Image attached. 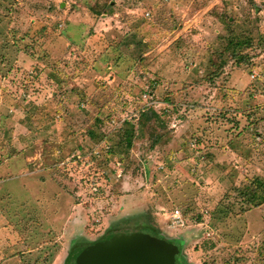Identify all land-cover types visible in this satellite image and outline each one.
<instances>
[{"label":"rangeland","instance_id":"374dc122","mask_svg":"<svg viewBox=\"0 0 264 264\" xmlns=\"http://www.w3.org/2000/svg\"><path fill=\"white\" fill-rule=\"evenodd\" d=\"M209 1L0 0V78L5 77L0 99L12 102L6 117L17 113L12 123L0 125V160L9 156L15 137L37 154L26 175L32 180L27 191L19 166L3 175L0 171L1 264H47L44 255L58 243L56 233L44 232L51 217L41 211L65 208L59 217L65 223L68 203L70 213L72 205H79L77 223L83 226L81 236L61 247L63 254L52 263L65 264L76 249L73 244L94 242L106 233L109 227L100 226L119 209L120 196L128 205L136 202L135 194L144 203L138 216L145 223L123 230L151 235L159 219L169 222L177 216L187 226L176 234L180 241L163 237L178 247V264L181 258L192 264H264V0ZM134 30L138 37L131 39ZM245 39L250 48L228 45ZM197 48L204 51L196 63L188 51ZM241 52L246 59L238 64ZM166 54L171 61L163 63ZM183 72L189 73L184 80ZM177 80L198 84L194 96H180L186 89ZM151 86L157 89L155 100L147 94ZM232 115H262V121L250 126L254 120ZM127 120L135 126L129 149L124 130L118 132ZM219 124L228 132L222 142L215 131ZM158 135L169 140L159 144ZM107 140L118 154L111 156ZM219 145L227 148L226 155L216 153ZM59 148L58 161L75 152L92 159L93 166L74 172L55 166L53 153ZM125 149L129 154L120 163L115 157ZM99 165L112 170H102L106 180L93 172ZM47 179L57 184L64 202L47 203L54 191L44 192ZM4 193L10 198L4 199ZM252 197L262 201L260 206H251ZM248 211L261 224L250 228ZM198 223L204 228L196 229ZM30 227L41 245V256L32 263L23 258L27 245H17L24 238L19 231Z\"/></svg>","mask_w":264,"mask_h":264},{"label":"crops","instance_id":"0c3cea01","mask_svg":"<svg viewBox=\"0 0 264 264\" xmlns=\"http://www.w3.org/2000/svg\"><path fill=\"white\" fill-rule=\"evenodd\" d=\"M210 2H213V0H210L209 2H207V4H209ZM172 3L173 2L169 3V5H171ZM207 4H205L204 6H206ZM210 10L211 9H208V11H210ZM136 33L138 34V32H136L135 30L133 31V33H131V36H130L131 39H134V37L132 35H136L138 37V35ZM139 36L142 37V35H139ZM142 40L144 42V40H146V39L142 37L141 38V41ZM190 47H192V46H190ZM190 50H192V49L190 48ZM197 50H198V52H197ZM194 51H196V52H192V51H188V52H190L192 56H195L194 57L195 59L197 58V60H196V63H197L198 62V59H200L199 58V54H200L201 50L197 48ZM203 51H204V49L202 50L201 53H203ZM170 57H172V55H167L166 54L165 56H163V58H160V60H162L161 62H163V63L165 61H171ZM177 61H178V64H179V60L178 59H177ZM178 64H177V67H178ZM185 69L188 70L189 68H186L185 67ZM153 71L156 72V70H153ZM188 72L193 75L191 69H189ZM189 73L183 72V74H184L183 75V80H184V78L187 77V75H189ZM157 74L158 75L161 74L160 73V70L158 71ZM3 78H5V77H3ZM3 78H0V84H3ZM162 78H164V77H162ZM166 81H169V80H166ZM169 82L166 83V85H169ZM175 82L178 83L179 86H181L182 89L188 90V91L183 90V91H179L178 92V93H180V96L181 95L183 96V94H184V96L186 98H189L191 96H194L193 95L194 91H196L197 90V87H199L198 84H195V83L191 84L192 83L191 81H186V82H191V83H183L182 81L181 82H178V80L175 81ZM171 83L172 84L170 86H176V83H174V82H171ZM157 85L159 86V84H157ZM154 87H156V86H154ZM174 88H176V87H174ZM154 89L152 91V97L154 95H156V93H157V91H156L157 89L156 90H154ZM8 102H11V101H9V100L3 101V99H0V115H4V116H1L2 117V123L0 125H3V126H5V124L7 122L12 123L13 122V119L17 115V113H15L14 116H13V119L11 117H6V115L8 113H11L12 112V107H11V105ZM48 108L50 110V107L49 106H48ZM4 111H5V113H4ZM46 112H47V109H46ZM37 114H39V113H37ZM45 118H46V116H45ZM238 119H239V115L236 116V120H238ZM195 122H198V121H195ZM199 124H200V122H199ZM199 124H197L195 126L199 127ZM19 126L22 127V125H20V124H19ZM21 127H18V128H21ZM22 128L25 129L26 127H22ZM225 128H226L225 124L224 125L223 124H219V126L215 128L216 135L217 134L219 135V137H220L219 139H220L221 142L224 141V139H225L224 138L225 137V132H224V129ZM26 129H27V134H32V131L31 130H29L28 128H26ZM3 130L4 129L2 127L1 128V131H0V138H2V139H3V136H2L3 134L1 132H3ZM19 130H21V129H19ZM12 132H13L12 130H9V134L11 133V135L15 134L16 133V130H14L13 134H12ZM59 133L60 132L57 131V133L54 134L56 136V139L55 140H57V141H58V138L60 136ZM15 139H17V138L15 137L13 139L12 145H10L11 148L9 149V152H10L9 153V156H7L4 159H1L0 160V171H1L2 175H3V173L6 172V171H8L9 169L16 168V167L19 166L20 169L23 170V176H24V179H23L24 180V183L21 186L23 187V191H27V181L28 180L29 181H32V180H31V178L27 177L26 175H28V176L30 175V173H31L30 172L31 160L36 159V155L37 154L32 155L30 153V151H27V149H25V146H23V144L21 143L22 140H19L20 137L17 139V141H15ZM54 142H56V141H54ZM216 147H218V148H216ZM216 147H214L216 153H220V152L224 153L225 152L224 155H226V152L228 151L227 148H224L221 145L216 146ZM226 147H228V146H226ZM60 153H61L60 148L59 149H56L55 154L53 153V160H54V165L55 166L65 167V166H68L70 162H72V161L75 160V159H73L71 161H68L69 154H66L65 155V159H63L61 161L60 160L58 161V158L61 157L59 155ZM62 155H63V153H62ZM19 158L21 159V162L19 160H17ZM41 165H42V163H41ZM65 168H68V167H65ZM43 185H46L44 192H46V191L50 190V188H53L54 187V191L52 193L51 192H47V193H51V197H53V200L52 201H47V203L54 202V204L55 203L58 204V202H60V201L64 202V200H63L64 198L61 196V193L59 191V188H58L57 184H55V182L51 181V179H47V180H45V182H43ZM0 186H2L1 181H0ZM44 192H41V196L44 194ZM30 193H32V192H30ZM4 195H5L4 199L10 198L9 194H5L4 193ZM139 195L138 194H135L134 200L136 202L135 203H129L128 205H126V202H124L125 196L124 197L120 196V199H119V201H120V207H119V209L118 210H115L114 213L108 215V217H106L103 220V224H102L103 227L102 226H100V227L101 228H107V227H110L111 225H113L114 223L119 222L123 218H126V217H128V216H130L132 214H135V215L139 214L141 212V209L140 208H144V203L141 202L140 199L138 198ZM41 198L43 200H46L45 197H41ZM26 205L29 206L30 204H26ZM78 206L79 205H72V207H71L72 212L70 213V211H68V210H70L69 204L68 203L66 204L67 212H68V215L69 216H68V219H67V221L65 223L61 219L59 220V217L61 215L65 214V212H66L65 208H64V211L63 210L62 211L61 210L59 211V209H58V207L56 205L55 207H52L50 209V211H48L47 213H46L47 210H45V209H43L41 211V215L42 216L44 215V216H50L51 217L50 220L47 221V224L44 223V224L47 225V230L45 229L44 232H46L48 235L49 234L56 233V235H55L56 236L55 237V242L58 243L55 246L56 250L53 251V253L51 255L48 254L49 252H51L50 251L51 247L48 248L49 252L47 253V255H44L42 261H45L46 258H47L49 260V261H47V264L49 262H51L49 264H52L53 262L58 261L59 257L63 254V251H62L61 247H63V248L66 247L68 245V243L71 242L73 239L76 238V240H77L81 236L80 230H81V228H82L83 225H80V224L77 223L79 216H76L77 212L75 211L76 210V207H78ZM87 212L90 213V210L88 209ZM250 213H251V211H248L247 212V222L249 223V227L250 228L253 227L254 226V223L255 224H261L260 221L258 219H256L257 218V215L255 217H252L250 215ZM2 217H3V215L0 212V221L2 220ZM3 219H4V217H3ZM57 220H59V221H57ZM160 220L161 219H159V223H158L157 222L158 219H157V221H156L157 223L155 224L156 227H158V229L160 231L162 230L161 231V234L163 236L166 235V236H168L170 238H173L171 240H174V241L175 240H178L179 237H177V235H176L177 232L179 230H181V229H187V226H185V227H176V226H172L170 224V221L168 222V221H165V220H163V221H160ZM40 223H41V220H40ZM39 226H40V224H39ZM199 226L201 228H204V225H202L200 223H198L195 228L197 229V227L199 228ZM206 229H207V227H206ZM40 230H43V229L41 228ZM19 232L22 233V235H23L24 238L21 239V240H19V242H18L17 245H20V246L27 245V249H25V250L22 251V253L25 255L23 258H24V260H27L28 258H31V261L30 262L32 263L33 261H36L37 258H40L41 254L38 252L39 251L38 249H39V247L41 245H39L36 242V240L34 241L33 237H34L35 232H33L31 230V227L28 228V229H26V230L19 231ZM41 232H43V231H41ZM64 233H66V237L65 238H64ZM178 241H180V239ZM66 242H67V244H66ZM28 244H30V245L28 246ZM45 246H47V245H45ZM199 248H201V246ZM32 256H34V258H32ZM0 259H2L3 261H5L4 258H0ZM7 260H9V259H7ZM187 262L188 263H184V261L182 260V258L180 259V264H192L190 260L187 261ZM23 263H24V261H22L20 264H23Z\"/></svg>","mask_w":264,"mask_h":264},{"label":"trees","instance_id":"16d2710c","mask_svg":"<svg viewBox=\"0 0 264 264\" xmlns=\"http://www.w3.org/2000/svg\"><path fill=\"white\" fill-rule=\"evenodd\" d=\"M216 16H217L218 20L222 22L221 16H219V15H216ZM228 45L237 46L238 48L239 47H242V48H250L252 46L251 43H250V40H248V39H245L244 41H236L235 43H233V40H230V42L228 43ZM236 57L238 58V60H237V63L238 64H241V63L245 62L246 57L244 58V56H242V52L241 53H237L236 54ZM220 67H222V65ZM152 89H153V87L151 86V90H147V91H149L147 94L150 96L151 100H154V96L152 97ZM165 101L167 103H171V101L169 99H167V98H165ZM166 113H169V111H167ZM156 116H159V115H156ZM232 116H236V115H232ZM239 116L244 117V115H239ZM260 116H262V115H248V116H246V118L245 117L244 118H245V120H254V123H252V125H250V126L257 127V125L262 120H264V119H262V120L259 119V118H261ZM231 119H233V118H231ZM138 120H139V123L141 121V124H143L144 122H146L145 119L143 118V115H140ZM121 126L122 127H119L118 128V132H121V131L124 130L123 133H122V135H123V140H124L125 144L123 142L119 141V144L118 145L121 146L122 144H124L126 146V148L129 149L132 146V143H133V137L135 135V128H134L135 126H134V124H132L128 120L127 121H124ZM227 134H228V132H227ZM227 134H225L226 137H227ZM237 135L238 134L232 135L233 136V141L235 140L234 138H236ZM168 138L169 137L167 135L166 136H160V135H158V136H156L155 140L159 144H163V143H165L166 141L169 140ZM236 139H238V138H236ZM231 141H232V139L230 140V142ZM105 142L108 145H110L109 151H110L111 156H114L115 154H118L119 153V152H117V149L116 150L113 149V147L115 148L114 144L111 145V143L108 140L105 141ZM128 154H129L128 153V150H126L125 153H124V155L123 154L117 155V157H115V159L117 158L118 159V162L121 163L122 159H124V157L128 156ZM92 163H93V160L92 159L83 160L82 158L79 157V158L75 159L74 161L70 162L69 163V164H71L70 166L68 165V166H65V167H68V169L70 171H73L74 172L75 170H78V168L80 166L81 167H84L86 165H89L88 168H90V166H93V165H91ZM99 167L96 168V166H95V168H94L95 171H93V172H100V177L105 178V180H106L108 178V176H107L106 173H103L102 170L109 171L110 174H111L112 170L109 169L108 167L104 166V165L103 166L102 165H99ZM93 172H89L87 174V176L89 175V177L91 176V178H92V176H93L92 173ZM92 181H93V178H92ZM105 182H107V181H105ZM263 184H264V181H263ZM248 202L253 207H258L262 203V201L261 202H254V197H252L251 199H248ZM134 217H135L134 219H131L129 217H126V218H123L121 221L114 223L113 225H111V227L107 228L106 233L102 237H100L97 241L104 242V243H111V242H113V239L114 238L127 239V238H133V237H135V238H137L136 244L138 246L142 247L143 249H146V250L148 249L147 251L151 253V256L153 258H155V259H157L159 261L158 262L159 264H178V262H177V256H176L177 253H178V247L172 241H167V239H165L163 237V235L161 234V231L158 229V227H156V225L153 226L154 231H153V234H151L152 236L151 235H147V236H140L139 235L138 236V235H135L133 233H126L123 230V227L124 226L130 225L131 223H136L137 225L138 224H144L145 223L144 220H139L140 217L138 216V214L135 215ZM136 219H137V221H136ZM140 221H142L143 223L140 222ZM108 230H112V231H108ZM94 242L81 243L82 245H80V246H78L79 243L76 242L75 244H73V247L76 248V249L72 251V253L69 255V257L74 252H76L78 250H81L82 248H85V247H87L89 245H92V244H94ZM76 246H78V247H76Z\"/></svg>","mask_w":264,"mask_h":264},{"label":"water","instance_id":"95a60500","mask_svg":"<svg viewBox=\"0 0 264 264\" xmlns=\"http://www.w3.org/2000/svg\"><path fill=\"white\" fill-rule=\"evenodd\" d=\"M136 240L133 237L114 238L111 243L95 241L94 244L74 252L65 264H159L148 249L136 244Z\"/></svg>","mask_w":264,"mask_h":264},{"label":"built area","instance_id":"2783aa9c","mask_svg":"<svg viewBox=\"0 0 264 264\" xmlns=\"http://www.w3.org/2000/svg\"><path fill=\"white\" fill-rule=\"evenodd\" d=\"M80 156H79V154L78 153H75V152H71L70 154H69V157H68V161H71V160H73V159H77V158H79ZM175 212H176V214H178L179 213V210H175ZM176 219H178V217L177 216H174ZM175 218H173V217H171V219H170V224L172 225V226H176V227H182V221H180V222H178L179 220H176Z\"/></svg>","mask_w":264,"mask_h":264}]
</instances>
